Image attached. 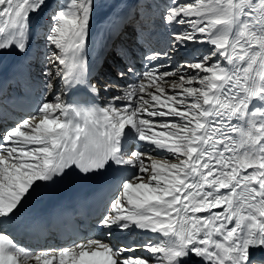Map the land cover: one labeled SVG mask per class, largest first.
Wrapping results in <instances>:
<instances>
[{"label":"snow or ice","instance_id":"obj_1","mask_svg":"<svg viewBox=\"0 0 264 264\" xmlns=\"http://www.w3.org/2000/svg\"><path fill=\"white\" fill-rule=\"evenodd\" d=\"M154 3L137 0L129 22L143 70L114 45L115 77L133 82L101 105L65 99L95 98L116 83L101 86L88 59L101 3L0 0V54L26 55L51 12L46 91L34 114L0 137V264H264V0H171L159 22L188 27L170 34L169 51L153 45ZM123 30L116 25V39ZM190 42L210 49L164 70L162 61ZM177 76L166 93V78ZM125 167L136 171L120 182L97 226L109 237L114 228L153 234L142 244L88 239L34 254L8 232L34 195ZM140 248L150 255L136 256Z\"/></svg>","mask_w":264,"mask_h":264},{"label":"bare ground","instance_id":"obj_2","mask_svg":"<svg viewBox=\"0 0 264 264\" xmlns=\"http://www.w3.org/2000/svg\"><path fill=\"white\" fill-rule=\"evenodd\" d=\"M98 2H100L102 6L97 10V12H96V14H95V16L93 18L91 34L94 37H93L92 41L98 39L99 36L103 33V31H105L108 27L111 26L109 14L107 12H101L107 6L108 0H98ZM136 3H137V0H127V1H125L124 5H130V4L135 5ZM124 8L118 7V8L115 9V11H118V10H121V9H124ZM112 10H114V9H112ZM175 29H177L178 32L179 31H183L185 29V26H172L171 30H170V32H169V34L167 36L166 43H165L164 47L162 49H160V50L169 51L168 45H169V42H170V34ZM196 44L197 43H193V44L189 43L187 47L180 48L178 51H176L174 53H171V58L165 62V68L164 69L168 70V69L173 68V67L176 68L177 65L184 63L182 61L183 56H188V54H190V55L193 54L194 53V49H191V47L193 48V46L196 45ZM203 45L207 46L208 44L207 43L200 44V46H203ZM188 49H191V50L187 51ZM6 55L7 54H0V58L5 57ZM45 68H48V65H45ZM0 77H2V78L5 77L6 79H8V82L10 83V81L13 79V74L10 71H6L5 67H3V68L0 67ZM168 78L169 77H167L166 80H168ZM27 79H29V78H27ZM30 80L32 82H34L32 79H30ZM168 81H169L168 85H162V86L165 87L166 93L168 92V89L170 87V82L172 80H168ZM152 90L155 91V87L154 86H153ZM31 92H36V91L33 90ZM158 119L159 120H165V119H173V118L158 117ZM141 150L145 151V152H148L146 149H143V148H141ZM152 155H153L154 158H157L158 155H163V153L153 152ZM146 162H148V161H146ZM173 162H175V161H173ZM119 237H120V234L119 235L114 234V230H113V233H112L111 237H109L107 235V232L103 233V235L101 236V238H103L105 241H108L111 244L118 245L120 247V246H123L122 244H123L124 241H123V239H118ZM137 238H139V235L135 236V239H137ZM41 251L42 250H38V251H35L33 253L34 254H38ZM145 256H149V253H147L146 255H140V257H145ZM29 264H35V262L30 260ZM54 264H55V262H54Z\"/></svg>","mask_w":264,"mask_h":264},{"label":"rangeland","instance_id":"obj_3","mask_svg":"<svg viewBox=\"0 0 264 264\" xmlns=\"http://www.w3.org/2000/svg\"><path fill=\"white\" fill-rule=\"evenodd\" d=\"M188 2H191V0H189ZM125 3H123L121 6H119L120 8H124V7H127L128 5H124ZM186 27H188L187 25H185V28ZM174 31H177L178 32V30L177 29H175ZM173 32V31H172ZM191 43V42H190ZM191 44H193V43H191ZM199 45V46H198ZM204 46V45H203ZM198 47H201L200 46V44H196V45H194L193 46V49H199ZM209 49H210V46L209 45H207V46H205V50H206V53L209 51ZM189 50H191V49H188L187 51H189ZM186 51V52H187ZM190 55V54H189ZM189 55H188V58H189ZM46 60V59H45ZM47 61V60H46ZM48 62V61H47ZM191 62H194V60H192ZM46 65H48V63H46ZM171 69V68H170ZM169 70V69H168ZM187 70V71H186ZM185 71L186 72H188L189 74L191 73V72H193L194 70H191V69H185ZM168 80H178V78L176 77V78H174V77H169L168 78Z\"/></svg>","mask_w":264,"mask_h":264}]
</instances>
